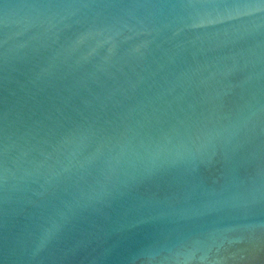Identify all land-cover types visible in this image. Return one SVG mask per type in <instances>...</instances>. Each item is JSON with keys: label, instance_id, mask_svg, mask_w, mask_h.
<instances>
[{"label": "water", "instance_id": "95a60500", "mask_svg": "<svg viewBox=\"0 0 264 264\" xmlns=\"http://www.w3.org/2000/svg\"><path fill=\"white\" fill-rule=\"evenodd\" d=\"M0 264H264V0H0Z\"/></svg>", "mask_w": 264, "mask_h": 264}]
</instances>
